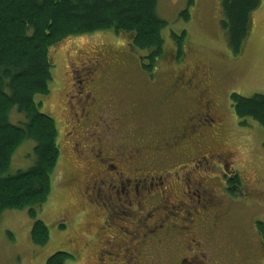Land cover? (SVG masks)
<instances>
[{
	"label": "rangeland",
	"instance_id": "1",
	"mask_svg": "<svg viewBox=\"0 0 264 264\" xmlns=\"http://www.w3.org/2000/svg\"><path fill=\"white\" fill-rule=\"evenodd\" d=\"M187 2L188 0H157L156 11L167 24L161 31L164 53L157 59L151 71H145L141 66L142 60L146 62L144 60L147 52L133 48L128 35L123 33L101 31L72 36L50 49L54 64L51 69L50 93L48 96L37 95L35 99L41 101L39 109L55 120L59 157L51 176L49 197L42 205L34 207L35 218L42 220L48 227L49 240L43 246L32 242L31 228L35 218L29 216L28 208L5 209L0 213V264H44L46 259L57 251L74 256L68 258L66 264H97V257L98 264H109V260L118 255H114V248L120 246L118 252L123 254L122 251L130 247L119 243L114 244L112 248V240L107 241L108 236L119 241L118 231H115V235L107 232L114 227H118L121 232H125L122 235L128 237L129 234L124 229L126 225L122 223L126 213L110 210L106 217L107 212L103 207H110V204L106 194L109 186L104 181L92 186L88 194L86 193V186L94 178L90 174L91 166L87 167L72 148L74 141H82L84 130L79 127L80 134L74 138L70 133L71 113L67 108L65 96L72 82L68 66L82 62L87 63L82 68L84 72L96 69L99 74H109V78H99V86L103 85L108 90L113 87L116 101L112 109L106 111L107 104L101 108L100 113L104 114L102 131L106 132L107 136L116 134L112 128L113 119L127 120L130 134L111 138L115 141L124 139L131 144L135 143L138 135H143L147 140H155L156 136L162 135L157 134L162 124V116L157 115L161 111L159 107L162 103L154 100L157 89L164 84V80H172L173 75L179 76V72L183 70L200 69L203 72H214L215 84L221 91V115L225 119L228 118V113L232 116V121L228 120L225 125L229 140L226 147L239 153L234 169L239 171L241 186L238 193L241 194L231 195L213 182L204 196H207L208 192L214 193L219 198L223 196L225 200L222 202L228 204L222 206L229 213L228 225L225 227L223 238L218 237V241L231 249L234 246L233 237L236 233L243 232L249 234V238L237 245L241 248L253 247L255 226L252 222L262 220L264 223V128L252 119H246V124L242 125L233 112L230 95L234 92L243 96L264 94V0H261L260 6L253 12L252 31L239 56H233L228 47L226 32L221 25L220 0H194L193 4L188 6L190 18L184 20L180 12L187 7ZM182 31L186 32L183 40L185 46L183 45L182 55L178 57L177 44L172 33L179 35ZM225 56H233L236 63H233V60L229 62ZM209 66L212 69L207 68ZM228 68H231L232 72L228 71ZM227 92L230 93L227 95ZM134 107L145 111L144 115L134 114L129 117ZM9 120L17 125L23 123L26 117L14 107L9 112ZM93 136V131H89L85 139L89 141ZM34 145V140L26 139L16 148L8 174L26 170L34 164ZM124 156L123 162H129L126 153ZM162 160H156L155 166L158 168L154 174H162L163 170L165 172L168 168L167 173L170 175L177 178L188 177L186 163L177 165V162H168L165 168ZM191 168L190 176H195L196 179L202 174L205 177L217 175V171L213 169L204 172L201 164L198 168L192 164ZM169 186L170 201L177 204L182 200L187 201L184 197L186 185L169 182ZM215 200H218L217 197ZM111 203L113 205L112 201ZM197 203L200 201L197 200ZM188 206L190 207L189 204ZM212 207L214 206L209 205V210ZM171 211L173 216L179 213V209ZM198 211L199 214L194 215L191 221L189 214L192 209H187V214L183 216L185 229L190 226L191 221L192 231L197 233L200 230L196 222L202 217L205 220L208 216L202 215L203 210ZM61 224L64 227H60ZM180 226L181 223L178 227ZM134 237L135 234L133 239ZM178 246L180 248L173 251V254L183 251L185 243L181 241ZM132 248L139 249L132 245L129 251L133 252Z\"/></svg>",
	"mask_w": 264,
	"mask_h": 264
},
{
	"label": "flooded vegetation",
	"instance_id": "2",
	"mask_svg": "<svg viewBox=\"0 0 264 264\" xmlns=\"http://www.w3.org/2000/svg\"><path fill=\"white\" fill-rule=\"evenodd\" d=\"M225 57L229 62L233 60L236 63L233 56ZM85 64L87 63H71L68 66L72 82L65 96L71 113L72 137L78 135L79 127L84 130L82 141H74L72 148L87 167L91 166L90 174L91 177L94 176L86 186V193L92 186L104 181L109 186L106 194L110 207L102 206L107 212L106 217L110 210L126 213L122 223L126 225L124 229L127 230L128 237L122 235L125 232L114 227L107 232L115 235V231H118L119 241L110 236L107 241L112 240V248L119 243L130 247L126 246L128 248L125 251L123 248V254L118 252L120 246L114 248V255H118L113 256L109 264H264V241L258 230V224L264 226L262 220L252 222L255 226L253 247L241 248L237 245L249 238V234L239 232L233 237L234 246L229 249L218 241V237L223 238L228 225L229 213L222 207L228 204L222 202L225 200L223 196L219 198L210 192L204 196L213 182L231 195L241 194L238 193L241 186L239 171L234 169L239 153L226 147L228 131L225 130V125L228 120L232 121V116L228 113V118L225 119L221 115V91L215 84L214 72L183 70L179 72V76L171 75L172 80H164V84L157 89L154 100L162 103L159 107L161 111L157 114L162 116L157 134L162 135L156 136L155 140H147L143 135H138L135 143L131 144L124 139L115 141L111 138L130 134L127 120L113 119L112 128L116 134L107 136L102 131L104 114L100 113L101 108L107 104L106 111L112 109L116 98L113 87L108 90L103 85L99 86V78H109V74H99L96 69L84 72L82 68ZM207 68L212 69L211 66ZM228 71L232 72V69ZM150 107L152 110V105ZM144 113L145 111L134 107L129 117L134 114L143 116ZM89 131H93L94 136L87 141L85 135ZM125 153L126 158L130 159L127 163L132 166L123 162ZM157 159H163V167L168 162H177V165L186 163L188 177L177 178L170 175L167 173L168 168L162 174H154L158 168L155 166ZM192 164L196 168L201 164L204 172L216 170L217 175L205 177L202 174L196 179L195 176H190ZM169 182L186 185L184 197L187 201H179V204L170 201ZM216 197L218 200H215ZM197 200L200 201L199 204H196ZM209 205L214 207L209 210ZM188 208L192 209L189 214L191 221L194 215L199 214L198 210H203L202 215L208 216L207 219L202 217L196 222L200 227L197 233L192 231L191 221L187 229L183 226V216L187 214ZM177 209L179 213L173 216L171 210ZM180 223L181 226L178 227ZM181 241L185 243L183 251L173 254V251L180 248L178 243ZM131 244L139 249L132 248L133 252L129 251ZM97 260L98 264V257Z\"/></svg>",
	"mask_w": 264,
	"mask_h": 264
},
{
	"label": "trees",
	"instance_id": "3",
	"mask_svg": "<svg viewBox=\"0 0 264 264\" xmlns=\"http://www.w3.org/2000/svg\"><path fill=\"white\" fill-rule=\"evenodd\" d=\"M187 7L180 12L189 20ZM261 0H220L221 25L226 32L228 47L239 56L252 31V15ZM157 0H0V213L5 209L28 208L36 217L35 206L49 197L51 176L59 157L58 130L55 120L43 113L41 101L48 96L54 64L50 49L72 36L110 31L126 34L131 46L146 51L142 68L151 71L164 53L162 29L167 22L157 13ZM186 32L172 33L177 55L183 51ZM185 46V45H184ZM235 116L264 128V94L243 96L231 93ZM16 107L26 120L12 124L9 112ZM26 139L35 142V162L26 170L8 174L13 153ZM60 227H64L61 224ZM264 241V226L258 224ZM31 240L43 246L49 240L46 224L35 218ZM73 255L57 251L44 264H66Z\"/></svg>",
	"mask_w": 264,
	"mask_h": 264
}]
</instances>
